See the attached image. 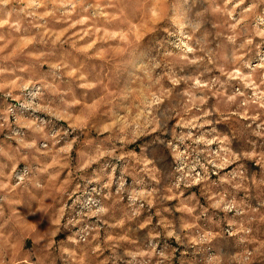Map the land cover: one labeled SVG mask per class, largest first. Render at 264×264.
Returning <instances> with one entry per match:
<instances>
[{
	"label": "rangeland",
	"instance_id": "rangeland-1",
	"mask_svg": "<svg viewBox=\"0 0 264 264\" xmlns=\"http://www.w3.org/2000/svg\"><path fill=\"white\" fill-rule=\"evenodd\" d=\"M0 264H264V0H0Z\"/></svg>",
	"mask_w": 264,
	"mask_h": 264
}]
</instances>
